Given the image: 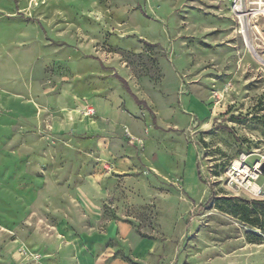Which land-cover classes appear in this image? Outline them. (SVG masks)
<instances>
[{"label": "rangeland", "instance_id": "rangeland-1", "mask_svg": "<svg viewBox=\"0 0 264 264\" xmlns=\"http://www.w3.org/2000/svg\"><path fill=\"white\" fill-rule=\"evenodd\" d=\"M233 5L0 0V264H81L64 223L101 234L90 264H264V230L226 200L264 199L227 176L264 155V17ZM102 139L135 161L128 182ZM86 176L104 188L96 223L75 195ZM141 238L155 243L145 262Z\"/></svg>", "mask_w": 264, "mask_h": 264}, {"label": "crops", "instance_id": "crops-1", "mask_svg": "<svg viewBox=\"0 0 264 264\" xmlns=\"http://www.w3.org/2000/svg\"><path fill=\"white\" fill-rule=\"evenodd\" d=\"M128 83V82H127ZM129 85V84H128ZM135 101V99H134ZM136 102V101H135ZM192 102L199 108L200 113L204 114V106L201 105L196 100H192ZM137 103V102H136ZM101 104V103H100ZM134 104V103H132ZM131 104V108L133 107ZM139 104V103H138ZM102 107V105H100ZM149 107V106H148ZM148 109V108H147ZM130 116V117H129ZM131 115L127 114L124 117L126 122H130ZM99 149L101 153V158L103 162H108L112 165L113 170L122 175L123 182H128L133 178L129 175V172L134 167V160L123 156L121 158L115 159L113 156V151L110 146L106 144V140L102 139L99 142ZM111 180L107 179L105 184L109 186L111 184ZM199 181L195 177L193 182H188L185 185L186 191L190 195H194L198 189ZM103 185L98 181V178L95 176H86L84 177L82 183L76 189L75 195L78 201L80 202L84 213L86 214V218L91 223H96L102 220V204H101V196L103 193ZM121 229H123V225H119ZM63 233L67 238V242L74 246L76 251V256L78 257L81 264H90L93 259L94 254V245L93 243H98L97 240L100 238L101 234L98 233H85L81 235H76L73 228L69 227L68 224L64 223L62 225ZM117 228L116 223H111L108 226V231H115ZM111 232V233H112ZM108 233V232H107ZM108 235V234H107ZM105 236V235H104ZM146 239V238H145ZM144 238H141L134 244L131 253L132 256L138 260L147 261L151 253L154 251L155 243H150Z\"/></svg>", "mask_w": 264, "mask_h": 264}, {"label": "built area", "instance_id": "built-area-1", "mask_svg": "<svg viewBox=\"0 0 264 264\" xmlns=\"http://www.w3.org/2000/svg\"><path fill=\"white\" fill-rule=\"evenodd\" d=\"M233 7L244 18L264 17V0H233ZM95 114L93 108L89 109ZM250 155H241L233 159L227 168L229 182L234 189H244L252 198L264 197V183L258 182L264 174V155H260L253 162H249Z\"/></svg>", "mask_w": 264, "mask_h": 264}, {"label": "trees", "instance_id": "trees-1", "mask_svg": "<svg viewBox=\"0 0 264 264\" xmlns=\"http://www.w3.org/2000/svg\"><path fill=\"white\" fill-rule=\"evenodd\" d=\"M123 83L128 89H130L126 80L123 79ZM133 96L137 103L143 104L150 110L145 100L139 99L135 94H133ZM226 200L228 201L230 208H232L231 212L233 214L240 215L241 219H243L245 222L251 224L252 226H258L264 230L263 221L259 217V210L257 209V205L259 204L264 205V199L263 200L253 199L251 201H244L242 203L231 201L232 199H226Z\"/></svg>", "mask_w": 264, "mask_h": 264}, {"label": "bare ground", "instance_id": "bare-ground-1", "mask_svg": "<svg viewBox=\"0 0 264 264\" xmlns=\"http://www.w3.org/2000/svg\"><path fill=\"white\" fill-rule=\"evenodd\" d=\"M242 29H243V28H242ZM244 35H245V38H247L245 31H244ZM246 41H247V45H248L249 47L252 48V44H251V42L248 40V38L246 39Z\"/></svg>", "mask_w": 264, "mask_h": 264}, {"label": "water", "instance_id": "water-1", "mask_svg": "<svg viewBox=\"0 0 264 264\" xmlns=\"http://www.w3.org/2000/svg\"><path fill=\"white\" fill-rule=\"evenodd\" d=\"M252 49L255 51L254 47L252 46ZM263 169H264V165H263Z\"/></svg>", "mask_w": 264, "mask_h": 264}]
</instances>
